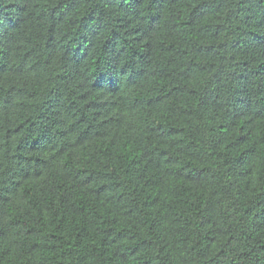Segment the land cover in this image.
<instances>
[{"label": "trees", "instance_id": "16d2710c", "mask_svg": "<svg viewBox=\"0 0 264 264\" xmlns=\"http://www.w3.org/2000/svg\"><path fill=\"white\" fill-rule=\"evenodd\" d=\"M0 264H264V0H0Z\"/></svg>", "mask_w": 264, "mask_h": 264}]
</instances>
